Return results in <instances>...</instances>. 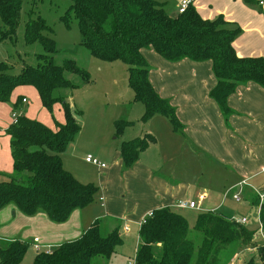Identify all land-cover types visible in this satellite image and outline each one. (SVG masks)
Returning <instances> with one entry per match:
<instances>
[{"label":"trees","instance_id":"obj_1","mask_svg":"<svg viewBox=\"0 0 264 264\" xmlns=\"http://www.w3.org/2000/svg\"><path fill=\"white\" fill-rule=\"evenodd\" d=\"M25 1L0 0V43L12 41L16 36ZM70 1L72 5L61 20L66 25L72 18L78 21L80 45L92 57L106 63L121 62L128 67L134 101L144 106L142 123L161 115L176 131L182 128L170 101L161 98L150 82L151 68L142 55L145 49H153L170 63L211 62L217 85L209 97L216 102L227 124L234 115L228 99L240 86L255 83L264 89V59L238 57L233 43L241 30L223 17L205 20L192 4L184 14L170 16L165 10L169 0ZM245 2L257 6L256 0ZM51 32L40 16L26 24V43L40 42L44 49L37 57V67L25 65L15 76L10 74L6 63H0L1 103L9 102L17 88L29 86L38 92L45 110L52 113L55 105L60 104L64 113V122H55V128H51L18 112L26 99L19 98L14 104L13 115H20L18 123L13 122L6 131L11 142L14 175L0 181V211L14 206L27 217L44 213L54 224H64L76 210L92 205L99 189L94 184L79 182L64 169L62 155L81 132L83 121L78 116L83 113L59 92L80 88L67 78L68 74L82 77L85 85L91 83V77L73 61H66L63 66L54 64L56 43L44 35ZM129 124L117 121V136ZM155 142V137L145 135L123 143L120 152L125 168H132ZM3 175L0 173V177ZM260 220L264 230V204L260 208ZM255 234L254 230L214 212L199 214L191 228L185 216L164 208L154 211L141 225V243L134 261L136 264H225L222 257L227 255V261H232L239 251L253 245ZM194 235L201 239L198 245L192 240ZM122 245L119 225L106 232L102 221H96L78 240L65 243L50 254H38L34 264H96L97 259L108 262ZM27 251L24 242L0 241V264H23ZM260 257L264 263L263 249ZM248 264H254V259Z\"/></svg>","mask_w":264,"mask_h":264},{"label":"crops","instance_id":"obj_2","mask_svg":"<svg viewBox=\"0 0 264 264\" xmlns=\"http://www.w3.org/2000/svg\"><path fill=\"white\" fill-rule=\"evenodd\" d=\"M190 1L193 5V1ZM227 1L233 7L223 10L210 5L207 11L202 7L198 13L205 20H215L222 15L234 28H240L241 33L233 43L238 57L264 59V8L259 7L262 11H257L256 6L246 4L245 0ZM142 55L151 68L149 79L154 90L161 98L170 101L182 128L176 131L171 122L161 115H156L147 123L141 122L143 115H140L141 118L137 117L140 118V124L136 126V119H131L132 115L130 121H127L130 124L124 133L117 137L122 140L113 147V166L109 169L96 166L102 171L106 170L100 174V188L95 199L100 200L103 212L96 213L89 206L76 210L66 223L54 224L44 213L27 217L14 206H8L0 211V221L8 223L9 227L6 232L0 231V234H3L0 241L29 242L33 249L35 245H39L42 250L57 248L78 240L96 221H102L106 232L119 225L122 239L128 235L125 228H133L137 253L141 243L139 233L142 221L157 210L172 209L185 216L191 228L194 227L197 216L207 212L221 214L230 220L247 219L230 216L226 210L221 213V210L229 205V201L235 202V194H240L241 201L244 198L256 208L257 216L253 223L256 230H259V236L264 234L263 228L261 231L259 229V204H264L260 202L259 197L264 193V89L255 83L240 86L228 99V106L234 115L227 124L220 108L209 97V93L217 85L211 62L195 63L184 60L170 63L153 49L143 50ZM19 88L14 91V96ZM7 110V115L9 112L11 114L12 110L0 102V120L3 117L1 114ZM24 114L33 118V113L29 110ZM58 118L59 122L63 123L64 113ZM109 118L100 113L90 124L83 122L77 139L70 144L72 159L76 161L79 156V141L88 138L99 152L106 148L110 153L108 138L110 134H114V128L109 129ZM42 122L53 128L48 121ZM10 126V122L5 125L0 121V134H6ZM145 135L155 137L156 142L141 154L139 161L132 168L126 169L120 152L123 143ZM3 155L5 160L9 156L7 151H4ZM62 161L66 171L79 182L89 184V179H84L85 175H76L73 163H70L68 168L63 156ZM2 170L13 172V169L0 166V171ZM242 183L245 185H241ZM200 190L205 192L198 196L205 197L200 205L203 206L202 211L191 223L189 217L182 214V210L179 211L176 206L182 200L195 201L197 191ZM208 200L211 201L208 207H205L204 202ZM19 236H23V240L19 239ZM123 246L124 240L116 255L108 262L100 260L98 264H127V257L124 254L121 256L124 253ZM36 254L38 255L37 252ZM237 261H243L241 255L238 259L235 257L232 264Z\"/></svg>","mask_w":264,"mask_h":264},{"label":"rangeland","instance_id":"obj_3","mask_svg":"<svg viewBox=\"0 0 264 264\" xmlns=\"http://www.w3.org/2000/svg\"><path fill=\"white\" fill-rule=\"evenodd\" d=\"M157 1L164 2V0ZM192 1L193 7L197 12L202 7L205 8L204 11H207L206 9H209L210 5L214 8H220L223 10L233 7L227 0ZM179 2L180 0H169L165 5V10L170 16H177L179 14ZM71 5L72 2L70 0H26L23 4L16 36L12 41L0 43V63H6L10 67V74L15 76H18L22 72V69L25 65L37 67V57L38 55L44 53V49L40 42H36L32 45L26 43L25 27L30 19H35L40 16L42 20L45 21V23L52 29L50 34L45 33L44 35L52 38L56 43L57 53L53 59L54 64L56 66H63L66 61H73L78 65L79 68L86 70V72L91 77L90 84H83L82 77L80 76L68 74L67 78L80 88L77 90L62 89L59 93L61 96H64L67 101L71 99L69 102L74 106V108L83 113V116H78L80 121L82 120L83 122L90 124L97 119L98 114L100 113L110 117L108 119L109 129L112 130V128H114V134H110V137L108 138V145L111 147V151L109 153V150L104 148V150L99 152L98 149H95L96 145L92 144L90 142V138H88L84 139L83 141H79L77 151L79 156L76 158V161L72 159L73 156L71 154V146H69L66 150V154L64 153L62 156L65 158L68 168H70L69 164L73 163L76 168V175L80 177V173L85 175L86 178L84 179H89L88 183H93L99 189V178L102 175V172L106 170L102 171L95 165L87 163V156L90 155L96 158L102 164H105V168L107 167L109 169L112 167L114 163L112 158V151L114 150L113 147L118 145L122 140V138H117L120 136H117L115 123L117 121H130L129 119L133 115L131 119L135 118L136 120H134V123L136 126H138L140 124V115H144V112L143 114H140L144 110V106L143 104L134 101V92L132 89H130L128 83V67L121 62L106 63L92 57L89 51L80 45L81 34L78 21L75 18H72L70 24L66 25L61 20V18L66 15L67 10ZM256 10L262 11L258 6H256ZM208 14H211V12H208ZM219 17L224 18L222 15L218 16L217 18ZM0 25H2L1 20ZM20 97H24L27 103L20 104L18 112L23 114L29 110V112L33 113V118H30L32 120L39 121L43 124L45 123L42 121L46 120L52 125L53 128H55V122H59L58 117H60V115L63 116V110L61 109L60 104L55 105L56 107H54L53 112L50 113L43 108L37 91L32 87L23 86L18 89L15 96L13 95L14 100L11 98L9 102L4 103V106L10 108L12 112L11 114L9 112L10 115H7L8 110L5 113L3 112V114H1L3 115L0 120L1 123L6 125L10 122V125L13 124L14 103H16ZM129 113L130 116H128ZM139 116L140 118H137ZM41 119L43 120L41 121ZM1 128L2 127H0V129ZM9 139L10 137H7L5 132L4 134H0V166L4 167V169L7 168L14 170L11 142L9 143ZM4 151H7L9 154L6 160L5 156L3 155ZM67 155H69L68 159ZM0 173L4 174L3 177H0V181H6L8 176L14 175V171L12 173H7L2 170ZM202 194H205V192L202 190H200V192L197 191L195 201H197L199 198L198 196ZM210 201L211 200L205 201L204 206L208 207V203ZM228 204L229 205H227L225 209L221 210V213L225 212L226 210L230 216L234 215L238 219L246 217L249 221L244 226L256 232L253 245L239 251L235 256L237 259L239 255H241L243 258L241 263H238L237 261L236 264H248L251 259H254V264H264L260 257V249L264 250V234L261 233L259 236V230H256L255 224L253 223L257 216L256 208L250 205L244 198L242 199L241 203H232L229 201ZM259 206L261 207L260 204ZM90 208H93L96 213L103 212V207L101 206L99 199L95 200V202L90 205ZM201 208L195 211H179L189 217L192 223L195 216L202 211ZM233 221L235 222L236 220ZM7 225L8 223L5 224L4 222L0 221V231L6 232L9 230ZM125 227L126 223L123 225V228ZM259 229L261 231L262 224ZM125 232L128 235L123 238L124 246L122 250L124 253H122L121 256L124 254V256L127 257V264H131L134 263L136 255L134 237L135 232L133 228H131V230L129 228H125ZM2 235L0 234V236ZM22 237L23 236H19V239H22ZM193 237L194 238L192 240L198 245L201 241L200 237L197 235H194ZM7 239L8 238H5V240ZM3 242L6 241H1V243ZM26 245L28 246V251L24 256L22 263L34 264L35 258L37 256L36 251H34V249L29 245V242H26ZM54 249L55 247H51V250ZM46 251H48V249L42 250V253H45ZM157 256L159 255L157 254ZM100 260L102 259H97L96 264H98ZM222 261L225 264H232L231 260L227 261V255L222 257Z\"/></svg>","mask_w":264,"mask_h":264},{"label":"built area","instance_id":"obj_4","mask_svg":"<svg viewBox=\"0 0 264 264\" xmlns=\"http://www.w3.org/2000/svg\"><path fill=\"white\" fill-rule=\"evenodd\" d=\"M256 2H257L258 7L264 8V0H256ZM191 4H192V2L190 0H180L179 8H178L179 14H184L188 10V8L191 6ZM23 103L25 104V103H27V101L23 100ZM19 116L20 115H17V114L13 115L14 124L18 123ZM86 162L89 164L95 165L97 167H100L102 169L105 168V164H102L99 160H97L96 158H94L90 155L87 156ZM241 185H245V183H242ZM259 197H260L261 202L264 203V193L260 194ZM204 199H205L204 196H200L199 202L193 201V200H182L177 204L176 208L178 210H182V211L199 210L201 208L200 205ZM233 200L237 203L241 202L240 194L233 195ZM151 216H152V213H150L146 218L151 217ZM146 218L142 221V224L145 222ZM235 222L238 224H241V225H245L247 223V219L236 220ZM34 249L38 254L42 253V248L39 245H35ZM47 249H48V251H46L45 253L50 254L52 252L51 248H47ZM131 264H136V263L134 261V263H131Z\"/></svg>","mask_w":264,"mask_h":264}]
</instances>
